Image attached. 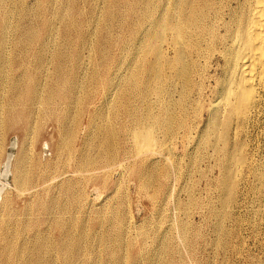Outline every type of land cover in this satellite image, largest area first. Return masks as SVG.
<instances>
[{"label": "rangeland", "instance_id": "1", "mask_svg": "<svg viewBox=\"0 0 264 264\" xmlns=\"http://www.w3.org/2000/svg\"><path fill=\"white\" fill-rule=\"evenodd\" d=\"M69 1L73 9L65 0H0V35L6 37L0 50V264H37L34 256H42L41 264H264V197L253 190L258 182L244 173L230 202L223 182L225 146L264 168V106L241 129L232 121L225 143L210 141L215 120L208 107L218 102L225 76L219 49L196 58L193 68L187 60L184 77L168 69L170 79L157 91L160 69L147 47L155 42L156 0ZM28 29L35 39H25ZM168 42L163 48L171 57ZM149 62L156 63L151 75ZM12 105L32 109L30 130L24 132L22 119L8 127ZM164 109L166 123L159 117ZM67 115L72 152L58 119ZM143 123L155 143L140 151L132 132ZM84 154L99 161L85 167ZM16 164L30 171V185L16 183Z\"/></svg>", "mask_w": 264, "mask_h": 264}, {"label": "bare ground", "instance_id": "2", "mask_svg": "<svg viewBox=\"0 0 264 264\" xmlns=\"http://www.w3.org/2000/svg\"><path fill=\"white\" fill-rule=\"evenodd\" d=\"M3 1V0H2ZM6 1V0H5ZM150 1V0H149ZM148 1V2H149ZM121 2H124L122 0ZM154 2V1H152ZM156 8L158 9V16L155 20L156 25V36L155 42L147 47L151 46V51L154 52L157 59V71H159V80L157 91L164 90L165 83L170 79V75L167 70H173L174 76L184 77L186 74V63L187 60H191L192 68L196 66L198 57L206 54H212L214 51L219 49V52L224 58V79L220 82L221 91L219 94L218 102L209 104V110L211 118L214 121L213 124L209 125L207 131L209 140H223L225 143L226 131L230 127V124L236 122V125L241 129L243 122L250 118L252 111L258 106H264V0H156ZM73 6V7H71ZM150 3L147 4V9H150ZM155 6V5H154ZM125 7V6H124ZM65 8L73 9L74 3L69 0H65ZM152 10V9H151ZM156 10V9H155ZM147 11V10H146ZM145 12V11H144ZM150 13V12H149ZM155 13V12H154ZM81 14V12L79 13ZM128 14V13H127ZM147 14V13H146ZM8 15V14H6ZM125 15V14H124ZM151 15V14H150ZM9 16V15H8ZM146 16V15H145ZM152 16V15H151ZM119 17V16H118ZM142 17V16H141ZM7 18L4 17L2 21L3 25H6ZM148 18V17H147ZM146 18V19H147ZM154 18V17H153ZM49 19V18H48ZM115 19V18H114ZM119 19V18H118ZM124 19V18H123ZM145 19V17H144ZM9 20V19H8ZM153 21V20H152ZM73 22V21H72ZM110 22V21H109ZM122 23V22H121ZM138 23V22H137ZM53 24V23H52ZM44 25L48 27L47 20H44ZM74 25V24H73ZM82 25V24H81ZM8 26V25H7ZM74 27V26H73ZM121 27V26H120ZM16 28V27H15ZM14 28V30H15ZM143 28V27H142ZM7 29V28H6ZM18 29V28H17ZM35 29V28H34ZM50 29V28H49ZM52 29V28H51ZM12 30V31H14ZM54 30V29H52ZM5 31V29H4ZM3 31V33H4ZM66 32H70V28H66ZM6 33V32H5ZM15 33V32H14ZM90 33V32H89ZM2 34V33H0ZM17 34V33H16ZM18 35V34H17ZM155 35V34H154ZM8 36V35H7ZM65 36V35H64ZM16 37V35H15ZM24 37L26 40H33L36 38L34 30L28 29L24 31ZM23 37V38H24ZM169 38V40L167 39ZM3 36L0 35V50L3 45ZM12 38V37H11ZM6 39V37L4 38ZM149 39V38H148ZM152 40V39H151ZM157 40V41H156ZM11 41V40H10ZM22 41V40H21ZM82 41V40H81ZM87 41V40H86ZM108 41V40H107ZM169 41V47L174 51V56H169L166 50L163 48V43ZM16 42V41H15ZM83 42V41H82ZM111 42V41H110ZM117 42V41H116ZM145 42V45H146ZM151 42V41H150ZM29 43V42H28ZM108 43V42H107ZM5 44V43H4ZM20 44V43H19ZM18 44V45H19ZM15 45V44H14ZM24 45V44H23ZM85 45V44H84ZM125 45V44H124ZM32 46V45H31ZM166 46V45H165ZM14 47V46H13ZM17 47V46H16ZM19 47V46H18ZM103 48V47H102ZM44 49V48H43ZM105 49V48H103ZM145 49V48H144ZM147 49V48H146ZM125 50V49H124ZM45 51V50H44ZM148 51V50H147ZM19 52V51H18ZM171 52V50H170ZM1 53V51H0ZM106 53V52H104ZM150 53V51H149ZM2 54V53H1ZM0 54V60L1 55ZM14 54V53H13ZM27 54V53H26ZM148 56V53H146ZM152 54V53H151ZM216 54V53H214ZM220 54V55H221ZM29 56V54H28ZM208 56V55H207ZM3 57V56H2ZM24 57V56H23ZM105 57V55H103ZM107 57V56H106ZM213 57V56H212ZM221 57V56H220ZM78 58V57H77ZM114 58V57H113ZM219 58V57H218ZM3 59V58H2ZM207 59V58H206ZM27 60V59H26ZM212 60V59H211ZM2 61V60H1ZM4 61V60H3ZM40 61V60H39ZM61 62V61H60ZM104 62V61H103ZM190 62V61H189ZM214 62V61H213ZM217 62V61H216ZM220 62V61H219ZM38 63V62H37ZM101 63V62H100ZM99 63V64H100ZM155 63V62H154ZM154 63L149 62L148 71L150 75L154 72ZM155 63V65H156ZM199 63V61H198ZM109 64V63H108ZM12 65V64H11ZM109 66V65H108ZM122 66V65H121ZM220 66V65H219ZM204 67V66H203ZM115 68V67H114ZM204 68H207L206 66ZM61 64L58 65V71L61 72ZM103 70V68H102ZM105 71V70H104ZM222 71V70H221ZM70 72V71H69ZM113 72V71H112ZM189 72V71H188ZM73 73V72H72ZM139 73V72H138ZM205 73V72H204ZM210 73V72H209ZM223 73V72H222ZM105 74V73H104ZM116 74V73H115ZM114 74V75H115ZM149 74V73H148ZM196 74V73H194ZM200 74V73H199ZM137 76V75H135ZM172 76V75H171ZM172 76V77H174ZM193 76V75H192ZM202 76V75H201ZM105 77V76H104ZM190 77V76H189ZM198 77V76H197ZM196 77V78H197ZM206 77V75H205ZM218 77V76H217ZM107 78V77H106ZM110 78V77H109ZM156 78V77H155ZM179 78V77H178ZM207 78V77H206ZM211 78V75H210ZM134 79V78H133ZM208 79V78H207ZM66 80V79H65ZM97 80V79H96ZM102 80V79H101ZM150 79H148L149 81ZM197 80V79H196ZM205 80V79H204ZM212 80V79H211ZM215 80V79H214ZM152 81V79H151ZM181 81V80H180ZM209 81V79H208ZM207 81V83H208ZM94 82V81H93ZM195 82V81H194ZM200 82V81H199ZM218 82V81H217ZM35 84V79H33ZM69 83V82H68ZM95 83V82H94ZM135 83V82H134ZM156 83V84H157ZM201 83V82H200ZM22 84V83H21ZM106 84V83H105ZM128 84V83H127ZM142 84V83H141ZM168 84V83H167ZM16 85V84H15ZM65 85V84H64ZM70 85V84H69ZM197 85V84H196ZM200 85V84H199ZM203 85V84H202ZM216 85V84H215ZM219 85V84H218ZM34 86V85H33ZM38 86V85H37ZM35 86V87H37ZM208 86V85H207ZM14 87V86H13ZM23 87V86H22ZM77 87V86H76ZM150 87V85L148 86ZM155 87V86H154ZM199 87V86H198ZM206 87V86H204ZM203 87V89H204ZM94 88V87H93ZM190 88V87H189ZM194 88V87H193ZM200 88V87H199ZM210 88V87H209ZM195 89V88H194ZM197 89V88H196ZM206 89V88H205ZM208 89V88H207ZM215 89V88H214ZM13 90V89H12ZM36 89H31L30 94L35 96L34 99L38 98V92ZM93 90V89H92ZM128 90V89H127ZM132 90V89H131ZM148 91L151 88H147ZM146 90V93L148 92ZM216 90V89H215ZM104 91V90H103ZM109 91V90H108ZM126 91V90H125ZM209 91V90H208ZM219 91V89H218ZM58 94L59 89H57ZM151 92V91H150ZM154 92V91H152ZM201 92V91H200ZM198 92V93H200ZM205 93V92H204ZM218 93V92H217ZM216 94V93H215ZM188 95V94H187ZM204 95V94H203ZM46 96V95H45ZM121 96V95H120ZM147 96V95H146ZM202 96V95H201ZM89 97V96H88ZM129 97V96H128ZM205 97V96H204ZM216 97V96H215ZM66 98V96H65ZM127 98V97H126ZM146 98V97H145ZM189 98V97H188ZM193 98V97H192ZM210 98V97H209ZM214 98V97H213ZM212 98V99H213ZM40 99V97H39ZM206 99V97H205ZM211 99V100H212ZM118 100V99H117ZM200 100V99H199ZM49 101V100H48ZM47 100L44 102H48ZM197 101V100H196ZM210 101V100H209ZM122 102V101H121ZM124 102V101H123ZM199 102V101H198ZM197 102V103H198ZM211 102V101H210ZM51 103V102H50ZM195 103V102H194ZM74 104V103H73ZM127 104V103H126ZM193 104V103H192ZM199 104V103H198ZM194 105V104H193ZM197 105V104H196ZM70 106V105H68ZM72 107V106H71ZM129 108V107H128ZM19 109L18 106L12 105L9 107L8 117L6 123L8 127L14 128V125L23 120L24 132L28 131L29 125L31 124L30 113L31 108L28 111L24 107L23 110ZM125 109V108H124ZM133 111V110H131ZM130 111V112H131ZM135 111V110H134ZM140 111V110H139ZM255 111V110H254ZM258 110L256 109V112ZM260 112V111H259ZM129 113V112H128ZM34 114V113H33ZM118 114V113H117ZM136 114V112H135ZM142 114V113H141ZM146 114V113H145ZM148 116L154 117L152 112H148ZM213 114V115H212ZM133 115V114H132ZM139 115V113H138ZM159 115V114H157ZM79 115H77L78 117ZM96 116V115H95ZM118 116V115H117ZM116 116V117H117ZM184 116V115H182ZM188 116V115H187ZM258 116V115H257ZM135 118V116H133ZM164 123L170 119L169 112L164 109L162 115L159 116ZM190 117V116H189ZM259 117V116H258ZM263 117V116H262ZM129 118V117H128ZM139 118V117H138ZM188 118V117H186ZM261 118V117H260ZM60 122L64 126V140L65 145L69 148L68 151L72 152L73 143V129H68L69 115L59 116ZM145 119V118H144ZM142 119V121L144 120ZM149 119V118H148ZM189 119V118H188ZM262 119V118H261ZM131 120V119H130ZM187 120V119H186ZM256 120V119H255ZM260 120V119H259ZM141 121V122H142ZM147 121V120H146ZM145 121V122H146ZM149 121V120H148ZM147 121V123H148ZM211 121V120H210ZM158 122V120H157ZM38 123V121H37ZM138 123V122H137ZM180 123V122H179ZM178 123V124H179ZM194 123V122H193ZM209 123V122H208ZM60 124V123H59ZM94 124V123H93ZM142 124V123H141ZM135 129L132 132L133 138L136 142L137 149L143 151L144 149H150L155 143V137H153L152 130L149 125H144ZM177 124V123H176ZM177 124V125H178ZM181 124V123H180ZM188 124V123H187ZM254 124V123H253ZM71 125V124H70ZM135 125V124H134ZM167 125V124H166ZM175 125V124H174ZM183 125V121H182ZM185 125V123H184ZM195 125V124H194ZM92 126V125H91ZM152 126V125H151ZM252 126V125H251ZM94 127V126H93ZM177 127V126H176ZM264 127V126H263ZM95 128V127H94ZM98 128V127H97ZM109 128V127H108ZM180 128V127H179ZM183 128V127H182ZM193 127L191 126V129ZM198 128V127H197ZM225 128V129H223ZM75 129V128H74ZM101 129V128H99ZM103 129V128H102ZM101 129V130H102ZM107 129V128H106ZM110 129V128H109ZM184 129V128H183ZM186 129V128H185ZM236 129V128H235ZM247 129V128H246ZM252 129V128H251ZM30 130V129H29ZM61 130V129H60ZM170 130V129H169ZM250 130V129H249ZM99 131V130H98ZM97 131V132H98ZM103 131V130H102ZM105 131V130H104ZM108 131V130H107ZM238 131V130H237ZM111 132V131H110ZM117 132V131H116ZM204 132V131H203ZM245 132V131H244ZM264 132V131H263ZM114 133V132H113ZM251 133V132H250ZM29 134V133H28ZM35 134V133H34ZM102 132L100 131V133ZM106 134V133H105ZM179 134V133H178ZM111 135V134H110ZM187 135V133H186ZM234 135V134H233ZM241 135V134H240ZM256 135V134H255ZM261 135V134H260ZM1 136V135H0ZM62 136V135H61ZM60 136V138H61ZM107 137V136H106ZM105 137V138H106ZM189 137V136H188ZM191 137V136H190ZM29 138V137H27ZM109 138V137H108ZM235 138V137H234ZM78 139V138H77ZM90 139V138H89ZM114 139V138H113ZM117 139V138H116ZM240 139V138H239ZM245 139V138H244ZM61 140V139H60ZM98 140V139H97ZM235 140V139H234ZM36 141V140H35ZM75 141V140H74ZM91 141V139H90ZM94 141V140H93ZM130 141V140H129ZM157 141V140H156ZM76 142V141H75ZM88 143V142H87ZM90 143V142H89ZM238 143V142H237ZM242 143V142H241ZM239 141L238 146L240 148L242 144ZM64 142L62 143V145ZM86 144V143H85ZM92 144V143H91ZM104 144V143H103ZM131 144V143H130ZM254 144V143H253ZM97 145V144H96ZM118 145V144H117ZM116 145V146H117ZM158 145V143H157ZM226 145V144H225ZM251 145V144H250ZM256 145V144H255ZM65 146V147H66ZM71 146V147H70ZM91 146V145H90ZM102 146V145H101ZM108 146V145H105ZM252 146V145H251ZM261 146V145H260ZM64 147V145H63ZM62 147V149H63ZM66 147V148H67ZM104 147V146H103ZM209 147V146H208ZM248 147V146H247ZM65 148V149H66ZM67 148V149H68ZM94 148V147H93ZM236 148V147H235ZM244 148V147H243ZM250 148V147H249ZM253 148V147H252ZM255 148V147H254ZM261 148V147H260ZM59 150V148L57 147ZM61 149V150H62ZM90 149V148H89ZM88 149V150H89ZM102 149V148H101ZM104 149V148H103ZM107 149V148H106ZM153 149V148H152ZM257 149V148H256ZM57 150V151H58ZM83 150V149H82ZM86 150V149H85ZM111 150V149H110ZM154 150V149H153ZM156 150V149H155ZM245 151V149H243ZM249 150V149H248ZM63 151V150H62ZM75 151V149H74ZM149 152V150H147ZM147 151H144L147 154ZM151 151V150H150ZM250 151V150H249ZM254 151V150H253ZM252 151V152H253ZM60 152V151H59ZM77 152V151H76ZM92 152V151H91ZM116 152V150H115ZM138 152V151H137ZM152 152V151H151ZM150 152V153H151ZM157 152V151H156ZM60 152L59 155H61ZM66 153V152H65ZM68 153V152H67ZM163 153V152H162ZM243 153V152H242ZM257 153V151H256ZM72 154V153H71ZM88 154V153H87ZM117 154V153H116ZM149 154V153H148ZM158 154V153H157ZM156 154V155H157ZM254 154V153H253ZM57 155V154H56ZM82 155V154H81ZM85 155V154H84ZM83 155L81 165L85 167L95 165L96 161L92 160L90 156ZM101 155V154H100ZM111 155V154H110ZM144 155V154H143ZM221 155V154H220ZM249 155V154H248ZM104 154L102 155V157ZM139 156V155H137ZM162 156V155H161ZM263 156V155H262ZM99 157V156H98ZM106 157V156H105ZM114 157V156H113ZM149 157V156H148ZM219 157V156H218ZM225 165L227 168V174L224 177V185L227 188L228 197L226 202H230L233 194V187L236 180L243 176L244 173L249 172L252 174L258 185L253 187L255 193L264 197V168L257 162L250 161L244 154L236 152L228 153L227 146H225ZM256 157V156H255ZM67 158V157H66ZM101 158V157H100ZM107 158V157H106ZM139 158V157H138ZM251 158V157H250ZM260 158V157H259ZM23 159V156L20 160ZM96 159V158H95ZM109 159V158H108ZM114 159V158H113ZM218 159V158H217ZM24 160V159H23ZM110 160V159H109ZM108 160V161H109ZM112 160V159H111ZM110 160V161H111ZM254 160V159H253ZM114 161V160H113ZM218 161V160H217ZM258 161V160H257ZM23 162V161H22ZM106 162V161H105ZM223 162V163H224ZM98 163V162H97ZM109 163V162H108ZM152 163V162H151ZM100 164V163H99ZM262 164V162H261ZM26 165V164H23ZM56 165V164H55ZM59 165V164H58ZM107 165V164H106ZM224 165V164H223ZM224 165V166H225ZM81 167V166H80ZM94 167V166H93ZM218 167V166H217ZM221 167V166H220ZM84 167H81V169ZM90 168V167H89ZM109 168V167H108ZM26 169V168H25ZM23 167L15 165L14 174L15 181L20 185H30L32 178L30 177V171L25 170ZM78 169V168H76ZM85 169V168H84ZM87 169V168H86ZM85 171H89L86 170ZM92 169V168H91ZM25 170V171H24ZM83 170V169H82ZM80 169L77 173H80ZM105 171V170H103ZM84 172V170H83ZM224 172V171H223ZM222 174V172H221ZM83 175V174H82ZM90 175V174H89ZM108 176V175H107ZM44 177V176H43ZM221 177V176H220ZM91 178V176H90ZM39 180V179H38ZM221 180V179H220ZM246 180V179H245ZM253 180V179H252ZM48 181V180H47ZM68 181V180H67ZM144 181V180H143ZM243 182V181H242ZM66 184V183H65ZM35 185V184H34ZM63 185V184H61ZM218 185V184H217ZM19 186V185H18ZM22 186V187H23ZM149 186V185H148ZM20 187V186H19ZM62 187V186H61ZM21 188V187H20ZM25 188V187H24ZM23 188V190H24ZM50 188V187H49ZM146 188V187H145ZM237 188V187H236ZM241 188V187H240ZM22 189V188H21ZM33 189V188H32ZM28 190V189H27ZM25 191V190H24ZM48 191V190H47ZM46 192V191H45ZM253 192V191H252ZM251 192V193H252ZM220 193V192H219ZM239 193V192H238ZM247 194V193H246ZM255 195V194H254ZM40 196V195H39ZM225 196V194H224ZM246 196V195H245ZM244 196V197H245ZM259 196V197H260ZM239 197V196H238ZM35 198V197H34ZM255 198V197H254ZM259 199V198H258ZM261 199V198H260ZM250 200V199H249ZM252 200V199H251ZM257 201V200H256ZM260 201V200H259ZM262 201V199H261ZM258 202V201H257ZM223 203V202H222ZM253 203V202H252ZM43 204V203H42ZM242 204H245V200ZM248 204V203H247ZM236 205V204H235ZM252 205V204H251ZM45 206V205H44ZM57 206V205H56ZM256 206V205H255ZM259 206V203H258ZM262 206V205H261ZM254 207V206H253ZM252 207V209H253ZM28 209V208H27ZM48 209V207H47ZM247 209V207H246ZM262 209V208H261ZM59 210V209H58ZM228 210V209H227ZM230 210V209H229ZM250 210V209H249ZM256 210V209H255ZM49 211V210H48ZM258 211V210H256ZM27 212V211H26ZM29 212V211H28ZM254 212V211H252ZM30 213V212H29ZM220 213V212H219ZM257 213V212H256ZM263 213V211H262ZM258 214V213H257ZM257 214L255 216H257ZM260 214V213H259ZM227 215V213H226ZM263 216V214L261 215ZM260 216V217H261ZM221 218V217H220ZM229 218V217H228ZM251 218V217H250ZM258 218V217H257ZM262 218V217H261ZM256 219V217H255ZM64 221V220H63ZM254 221V220H253ZM262 221V220H260ZM62 222V221H60ZM225 222V221H224ZM59 223V222H57ZM63 223V222H62ZM123 224V223H122ZM121 224V225H122ZM257 224V223H256ZM59 225V224H58ZM248 225V224H246ZM252 225V224H251ZM259 225V224H258ZM262 225V224H261ZM264 226V225H263ZM262 226V227H263ZM74 227V226H73ZM62 228V226H61ZM66 228V227H65ZM119 228V227H118ZM220 228V227H219ZM256 228V227H254ZM257 229V228H256ZM119 230V229H118ZM253 230V229H252ZM226 231V230H225ZM259 231V230H258ZM260 232V231H259ZM260 235V233L258 234ZM83 236V235H82ZM81 236V237H82ZM146 237V236H145ZM258 237V236H257ZM256 237V238H257ZM260 237V236H259ZM139 239V237H137ZM74 239V236H73ZM109 239V238H108ZM148 239V237L146 238ZM69 241V239H67ZM137 240V239H136ZM66 241V240H65ZM64 241V242H65ZM71 241V237H70ZM69 241V242H70ZM123 241V240H122ZM121 242V241H120ZM124 242V241H123ZM148 242V241H145ZM145 242L143 243L145 245ZM72 243V241H71ZM70 244V243H69ZM57 245V242H56ZM72 245V244H71ZM80 245V244H79ZM122 246L124 244H121ZM132 245V244H131ZM24 246V245H23ZM129 246V245H128ZM44 247V246H43ZM40 247V249H43ZM118 247V243H117ZM165 248V247H164ZM162 248V250L164 249ZM167 248V247H166ZM225 248V247H224ZM10 247H5L4 252L10 250ZM47 249V247H46ZM76 249V248H75ZM79 249V248H78ZM90 249V248H89ZM169 249V248H167ZM165 249L164 252L167 250ZM70 250V249H69ZM72 251V250H70ZM75 251V250H74ZM172 251V250H171ZM19 252V251H14ZM33 253V252H32ZM81 253V252H80ZM162 253V252H161ZM168 254V253H167ZM166 254V256H167ZM16 255V254H15ZM43 255V254H42ZM69 255V254H68ZM80 255V254H79ZM89 255V254H88ZM31 256V255H30ZM87 256V255H86ZM160 256V255H159ZM165 256V255H164ZM26 257V256H25ZM69 257V256H68ZM13 257L9 254H5L6 262ZM33 262L41 264L42 256L32 257ZM46 258V257H45ZM66 258V257H65ZM71 258V257H70ZM78 258V257H77ZM31 260V259H30ZM71 260V259H70ZM160 260V259H159ZM73 261V260H72ZM165 261V260H164ZM40 262V263H39ZM43 263V262H42ZM7 264V263H6ZM46 264V263H45ZM75 264V263H73ZM162 264V263H161ZM164 264V263H163Z\"/></svg>", "mask_w": 264, "mask_h": 264}]
</instances>
